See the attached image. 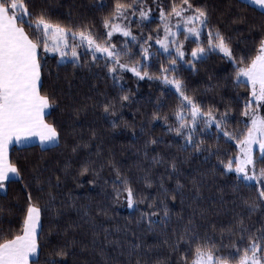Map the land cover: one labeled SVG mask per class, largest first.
Returning <instances> with one entry per match:
<instances>
[{"label":"trees","instance_id":"trees-1","mask_svg":"<svg viewBox=\"0 0 264 264\" xmlns=\"http://www.w3.org/2000/svg\"><path fill=\"white\" fill-rule=\"evenodd\" d=\"M131 3L132 0H121ZM152 8V21L137 25L132 19V30L138 35L143 32L147 37L153 34V50L158 49L154 43L157 25L160 24L158 3L166 9L172 0H145ZM116 0H29L31 9L44 7L53 22H59L69 28L81 24L93 26L95 33L103 38L102 18L114 7ZM179 4L180 0H176ZM197 6L207 7L210 23L221 29L231 38L230 42L237 59L241 56L250 58L256 54L259 36L264 34V10L246 0H193ZM103 4V7L99 5ZM138 16V12H137ZM243 18V22L240 19ZM174 22V20H173ZM29 32L32 29H27ZM160 36L163 31L160 30ZM183 39V35L180 37ZM118 46L123 43L121 34H114L112 40ZM195 44L186 43L190 53ZM83 53L85 50L79 48ZM133 51H137L134 47ZM42 68V92L51 95L49 122L56 121L61 132L59 146L42 148L37 144L25 147H12L10 157L18 161L22 180H13L7 185V194L0 191V206L3 207V220L0 221V234L19 229V220L27 204V192L31 191L33 199L39 195L42 212V226L39 232L40 247L35 258L29 264H49L55 249L64 247L66 257H56L61 264H191L194 256L195 242L190 247L182 244L173 249L176 233L189 220L192 229L200 237H206L216 246V254L234 251L231 245L239 234L236 221L244 217L249 233H254L264 226V210L248 214L244 199L256 197V189L247 186L248 182L237 180L234 172L222 174L223 169L217 163V156L231 155L238 149L235 141L220 134L216 139L213 126L204 136L205 141L219 152L209 155L207 152H181L179 145L182 137L166 131L162 120H152V113H171L179 103L175 90L156 80H139L130 71L121 73L120 85L114 84L112 77L103 67V60L98 65L87 62L73 65L70 60L62 61L59 54L40 49ZM89 57L82 55V61ZM134 59H139L137 54ZM188 59H191L190 55ZM168 62L167 56L153 57L149 71L158 72L159 64ZM193 72L190 65L182 63L177 73L186 81L189 94L195 93L203 104H215L222 111L225 106L234 110L227 122V130L240 138L246 131V118L241 110L247 88L235 85L233 63L222 54L212 53L198 65ZM122 92H129L131 99L123 107L117 104L114 116L103 113L102 104L107 99H117ZM162 107L157 108V104ZM77 109H80L77 112ZM264 114V112H262ZM117 126L113 128L111 120ZM170 116V122L172 121ZM143 129V131H141ZM133 130H135L133 132ZM95 132V136L92 133ZM161 137L158 142L147 144L146 141ZM80 141L88 142L87 148L80 145L77 152L72 147ZM97 152L100 154L97 155ZM147 153V155H145ZM258 155V152H257ZM162 157L165 161L177 157L182 160V171L173 175L167 170V164L155 163L153 157ZM187 157V159H184ZM111 158L121 172L131 178L138 196L155 194L159 179L164 178L169 189L176 188V179H180L184 188L175 193L176 200L170 201V219L154 223L149 230L147 221L138 222L141 211H147L146 203L138 208L127 207L126 201H113L112 192L115 172L105 167L102 179L95 185L88 181L93 179L86 173L75 179L79 165L86 159L105 162ZM71 162L69 175L64 174L65 162ZM258 163L257 167H260ZM34 169L36 171H34ZM149 173L154 180L152 187L144 184L143 177ZM41 174L45 181L44 191L37 193L33 177ZM61 177L59 187L55 186V176ZM53 178L49 188L47 178ZM195 178V179H193ZM30 185L25 188L24 185ZM195 184V186H194ZM51 191L56 199L48 204ZM101 210H106L101 211ZM85 212L89 215H85ZM175 229V232L173 231ZM228 229H232L230 233ZM167 241V243H165ZM247 241H245L246 243ZM139 244V247L134 245ZM223 245V246H221ZM242 254L244 244H239ZM239 255L231 260L237 264Z\"/></svg>","mask_w":264,"mask_h":264},{"label":"snow or ice","instance_id":"snow-or-ice-1","mask_svg":"<svg viewBox=\"0 0 264 264\" xmlns=\"http://www.w3.org/2000/svg\"><path fill=\"white\" fill-rule=\"evenodd\" d=\"M253 3L264 8V0H253ZM99 6L103 7V4ZM157 6L160 24L157 25L154 43L159 47L153 50L150 43L153 34L149 33L145 37L141 30L138 35L131 26L130 17L135 19L138 26L151 23L152 8L146 5L145 0H132L131 3L116 0L113 9L102 18L105 30L103 38L94 32L91 25L81 24L69 28L59 22H53L46 8L33 10L29 6V0H0V191L6 195L9 183L23 179L19 162H13L10 157L9 150L13 143L24 144L33 137H38L42 146H59L61 132L58 124L46 119V116L51 115L46 109L51 106L52 98L50 94L42 92L43 64L39 53L43 48L45 52L58 53L61 59L71 57L69 62L73 65L87 62L99 66L98 61L103 60L107 74L112 77L114 84L121 88V73L124 71H130L139 80L147 78L171 86L179 103L171 113L154 111L152 120H162L167 132L182 137L183 143L179 145V149L181 152L191 150L190 155L202 152L213 155L219 152L218 147L213 148L204 139L213 126L217 132V140L220 139L221 133L224 137L234 140L238 150L231 155L217 156V163L223 169L222 174L234 172L238 181L248 182L247 186L256 189L255 198L243 201L248 214L264 210V34L259 36L256 54L250 58L241 56L238 60L230 42L231 38L220 28L211 25L207 7L197 6L193 0H180L179 4L172 0L169 9L161 3ZM240 22H243V18ZM29 28L32 29L31 32L27 30ZM261 28L264 30V25H261ZM160 30L163 31V36L159 35ZM117 33L123 38V43L119 46L112 42L114 34ZM181 35L183 39L180 38ZM189 41L195 44L190 53L186 51V43ZM134 47L137 51H133ZM79 48L85 51L81 53ZM212 53L222 54L230 60L236 69L232 83L247 88L246 93H243L245 99L241 110L247 127L240 138L227 130V122L232 118L230 113L234 110L225 106L222 111L215 104L205 106L195 93L189 94L186 81L177 73L181 62L190 65L193 72L198 71L197 65ZM137 54L139 59H134ZM82 55L88 56V61H82ZM189 55L191 59H188ZM160 56H167L168 62L161 61L158 72L149 71L152 58ZM130 99L129 92H122L118 100L107 99L102 104L103 113L114 116L117 104L123 107ZM160 107L162 105L158 103L157 108ZM79 111L80 109H77V112ZM170 116L173 118L171 122ZM111 123L113 128L117 126L115 119H112ZM92 135L95 136V132ZM159 139L162 138H153L146 143L155 145ZM80 145L85 148L89 146L88 142L80 141L72 147V152H77ZM99 154L97 152V155ZM152 159L155 163L167 164V170L171 173L169 180L182 171L180 164L183 161L177 157L167 161L158 156ZM258 163L260 167H257ZM106 166L116 174L112 185L115 203L126 201L129 208H138L140 203H146L147 211H141L138 222L146 220L150 231L151 226L158 222V215L160 222L170 219L169 203L175 201V193L184 188L180 179H176V188L169 189L161 177L155 194L138 196L131 178L121 172L111 158L99 163L86 159L79 165V173L75 179L91 173L93 179L88 183L95 185L102 179L101 173ZM70 168L71 162H65V176L70 174ZM33 179L37 193H42L45 181L41 174L35 175ZM143 181L148 187H152L154 183L149 173H145ZM47 184L51 188L52 177L47 178ZM60 184L61 177L56 175L55 186L59 187ZM24 187L27 189L30 185L25 184ZM48 196L47 203L50 205L56 197L51 191ZM38 201L39 195L34 200L32 192L28 191L27 204L19 220V229L15 232L9 229L7 233L0 234V264H29L30 257L37 253L44 211ZM101 211L106 214V210ZM3 212L4 209L0 206V221L4 218ZM85 215L89 213L85 212ZM191 225L192 221L189 220L182 226V231L176 233L172 245L175 250L182 244L191 247L195 242L191 264H231V260L237 255V264H264V226L246 237L249 226L245 225L241 215L236 221L239 234L231 245L234 251L218 255L216 246L208 238L200 237ZM173 231L175 232V229ZM228 231L231 233L232 229ZM239 244H244L242 254ZM134 247H139V244ZM67 255L64 247L57 248L49 264H61L56 257ZM184 261L187 264L186 257Z\"/></svg>","mask_w":264,"mask_h":264},{"label":"crops","instance_id":"crops-1","mask_svg":"<svg viewBox=\"0 0 264 264\" xmlns=\"http://www.w3.org/2000/svg\"><path fill=\"white\" fill-rule=\"evenodd\" d=\"M256 6L259 7L258 5H256ZM260 8H261V7H260ZM261 9L264 10V8H261ZM46 112H49V108L46 109ZM33 144H37V145H39V146L42 147V148L51 147V146H47V145L42 146V145L39 143L38 137H33L32 139L26 141L24 144H16V143H13V145L10 147V149H11L12 147H14V146H16V147H25V146H29V145H33ZM9 151H10V150H9ZM35 257H36V256H35ZM35 257H33V258H35ZM30 259H31V257H30Z\"/></svg>","mask_w":264,"mask_h":264},{"label":"rangeland","instance_id":"rangeland-1","mask_svg":"<svg viewBox=\"0 0 264 264\" xmlns=\"http://www.w3.org/2000/svg\"><path fill=\"white\" fill-rule=\"evenodd\" d=\"M246 1H248V2H250V3H253V0H246ZM254 4V3H253ZM255 6H256V4H254ZM259 6V5H258ZM260 7V6H259ZM51 53H56V52H51ZM58 54V53H57ZM61 59V58H60ZM71 59V57H68L66 60H70ZM62 61H66L65 59H61ZM257 152H258V148H257ZM37 253H38V250H37ZM37 253H35V254H33L32 256H31V259L33 258V257H35V256H37Z\"/></svg>","mask_w":264,"mask_h":264}]
</instances>
